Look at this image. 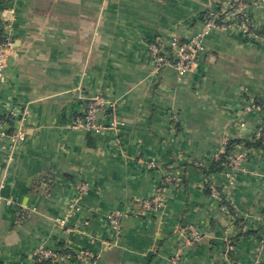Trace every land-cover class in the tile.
Listing matches in <instances>:
<instances>
[{
  "label": "crops",
  "instance_id": "0c3cea01",
  "mask_svg": "<svg viewBox=\"0 0 264 264\" xmlns=\"http://www.w3.org/2000/svg\"><path fill=\"white\" fill-rule=\"evenodd\" d=\"M225 1L0 0V41L13 44L0 90V264H172L175 252L179 264H264V148L236 181L210 172L260 122L242 105L264 110V41L212 29L181 80L171 66L154 72L149 51L188 40ZM250 16L263 35L264 1ZM94 97L102 129L73 128ZM168 173L178 186L142 215ZM190 228L202 237L187 245Z\"/></svg>",
  "mask_w": 264,
  "mask_h": 264
},
{
  "label": "built area",
  "instance_id": "2783aa9c",
  "mask_svg": "<svg viewBox=\"0 0 264 264\" xmlns=\"http://www.w3.org/2000/svg\"><path fill=\"white\" fill-rule=\"evenodd\" d=\"M264 0H227L221 4L209 7L201 18L200 27L193 33L191 38L182 41L174 36L168 39H156L149 44V51L153 59L154 72H158L164 67H174L177 72V77L181 80L186 74L196 69L198 64L199 54L204 50L203 40L212 29H230L239 33L240 36L252 42L264 41V34L257 31L256 24L250 16V10L254 6H258ZM1 28H4V23ZM12 42L5 38L0 41V85L5 84L6 68L10 57ZM0 86V87H1ZM104 101L99 97H94L89 100L85 112L76 117L73 121V128L83 129L85 131L99 132L102 125L98 123L96 114L101 108H104ZM242 112H255L261 116L260 122L257 124L254 131L250 132L249 137L240 134V141L236 145L227 148L225 143L222 148L214 155V162L221 161L223 169L220 171L229 179L236 181L237 173L244 168L245 162L250 154L256 152L258 148L248 147L247 144H252L260 141L264 148V110L262 107L253 101L244 102ZM21 111L17 107L9 106L8 117L12 120H20ZM237 128L243 129L244 124L239 123ZM0 125V136H4ZM22 139L20 129H17L11 136V144L16 145ZM229 149V150H228ZM260 151V150H258ZM145 166L148 170L155 169L158 165L155 162L147 161ZM233 181V182H234ZM179 182L176 177L168 173L163 177L162 184L155 191V194L143 199L141 202V214L147 212H155L161 209L167 196L172 194ZM233 184V183H232ZM217 195V193H215ZM218 196V195H217ZM119 214L109 213L107 215V223L112 230L119 228ZM262 233L264 237V214L262 217ZM187 245L193 244L200 240L202 232L198 229L190 228ZM37 256L43 259L60 258L59 254L49 249L38 248L35 252ZM91 255L88 252H81L79 258H88ZM181 254L175 252L172 264H179Z\"/></svg>",
  "mask_w": 264,
  "mask_h": 264
},
{
  "label": "trees",
  "instance_id": "16d2710c",
  "mask_svg": "<svg viewBox=\"0 0 264 264\" xmlns=\"http://www.w3.org/2000/svg\"><path fill=\"white\" fill-rule=\"evenodd\" d=\"M247 145H248V147H255V148L262 147V144H261L260 141L252 143V144L250 143V144H247ZM222 160L214 163L213 166H212V169L210 170V172H214V171H218L219 172V171H221L223 169ZM60 253L61 254H65L63 250H61ZM49 261L48 260H43V261H39L37 264H51Z\"/></svg>",
  "mask_w": 264,
  "mask_h": 264
},
{
  "label": "rangeland",
  "instance_id": "374dc122",
  "mask_svg": "<svg viewBox=\"0 0 264 264\" xmlns=\"http://www.w3.org/2000/svg\"><path fill=\"white\" fill-rule=\"evenodd\" d=\"M0 86H1V85H0ZM1 87H2V86H1ZM1 87H0V90L3 88V87H2V88H1Z\"/></svg>",
  "mask_w": 264,
  "mask_h": 264
}]
</instances>
